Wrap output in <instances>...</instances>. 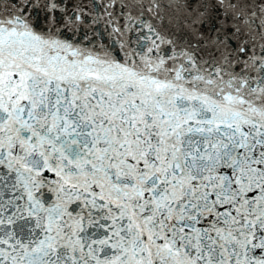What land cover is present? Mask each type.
I'll return each instance as SVG.
<instances>
[{
    "label": "snow or ice",
    "instance_id": "6c2138e0",
    "mask_svg": "<svg viewBox=\"0 0 264 264\" xmlns=\"http://www.w3.org/2000/svg\"><path fill=\"white\" fill-rule=\"evenodd\" d=\"M0 264H264V0H0Z\"/></svg>",
    "mask_w": 264,
    "mask_h": 264
}]
</instances>
